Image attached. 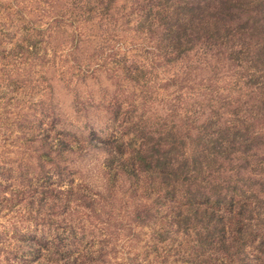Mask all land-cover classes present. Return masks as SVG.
Listing matches in <instances>:
<instances>
[{
    "label": "trees",
    "instance_id": "trees-1",
    "mask_svg": "<svg viewBox=\"0 0 264 264\" xmlns=\"http://www.w3.org/2000/svg\"><path fill=\"white\" fill-rule=\"evenodd\" d=\"M51 74L106 111L109 184L155 250L264 264V0H0V264H106L80 185L39 152L79 147L27 104Z\"/></svg>",
    "mask_w": 264,
    "mask_h": 264
},
{
    "label": "rangeland",
    "instance_id": "rangeland-1",
    "mask_svg": "<svg viewBox=\"0 0 264 264\" xmlns=\"http://www.w3.org/2000/svg\"><path fill=\"white\" fill-rule=\"evenodd\" d=\"M51 81L54 87L48 97L41 96L40 91L35 90L33 96L28 97L27 104L44 111L47 108L55 109L60 116L57 124L66 131L65 138L79 147L75 153H63L56 147L49 158L46 156L47 148L39 152L49 164H60L58 170L66 181L73 180L80 185L76 186V198L84 203L77 205L76 210L88 220L92 229L89 231L95 233L102 230L106 233L102 237L107 244L104 249L108 256L106 264H184L183 260L174 261L167 256L166 251L170 247L165 249V244L169 243L168 240L159 243L164 251L159 252L151 246L155 240L149 230L141 232L130 220L123 221L124 184L122 187L109 184V173L105 168L108 153L98 143L99 138L106 136V111L97 109L94 104L81 108L74 99L72 89L58 75H53ZM44 83L47 81L44 80ZM37 103H40L39 106L35 105ZM17 155L22 156L23 160L36 156L31 148L20 149Z\"/></svg>",
    "mask_w": 264,
    "mask_h": 264
}]
</instances>
